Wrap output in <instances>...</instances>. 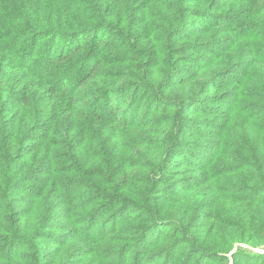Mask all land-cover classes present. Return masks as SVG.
<instances>
[{
	"label": "trees",
	"instance_id": "1",
	"mask_svg": "<svg viewBox=\"0 0 264 264\" xmlns=\"http://www.w3.org/2000/svg\"><path fill=\"white\" fill-rule=\"evenodd\" d=\"M0 264H264V0H0Z\"/></svg>",
	"mask_w": 264,
	"mask_h": 264
}]
</instances>
